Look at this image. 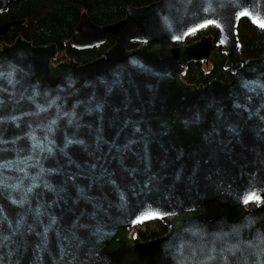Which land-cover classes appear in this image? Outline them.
I'll return each mask as SVG.
<instances>
[{
	"label": "water",
	"instance_id": "95a60500",
	"mask_svg": "<svg viewBox=\"0 0 264 264\" xmlns=\"http://www.w3.org/2000/svg\"><path fill=\"white\" fill-rule=\"evenodd\" d=\"M120 10L80 13L63 46L110 43L84 63L0 42V264H264V53L241 57L237 34L264 30V0ZM206 27L216 42H186ZM218 46L228 81L182 80ZM151 220L163 235H132Z\"/></svg>",
	"mask_w": 264,
	"mask_h": 264
},
{
	"label": "trees",
	"instance_id": "16d2710c",
	"mask_svg": "<svg viewBox=\"0 0 264 264\" xmlns=\"http://www.w3.org/2000/svg\"><path fill=\"white\" fill-rule=\"evenodd\" d=\"M156 0H14L7 10L0 13V24L4 21L21 20L12 25L8 32L0 37V41L11 42L17 35L32 44L53 42L57 47V57L72 58L78 63L87 62L98 57L109 43L89 49L76 50L63 42L71 35L79 15L84 11L95 24H105L122 17L121 6H142ZM199 34L210 35L216 40V30L206 27L190 35L189 39ZM240 42V54L243 58L256 57L264 53V30L252 26L246 20H240L237 27ZM130 46V45H128ZM224 55L218 46L213 50L205 68L201 61L189 62L181 74V78L191 84L205 83L210 79L228 81L231 75L223 68ZM165 233V226L158 220H151L137 225L133 236L141 240L156 238Z\"/></svg>",
	"mask_w": 264,
	"mask_h": 264
},
{
	"label": "flooded vegetation",
	"instance_id": "af4514ba",
	"mask_svg": "<svg viewBox=\"0 0 264 264\" xmlns=\"http://www.w3.org/2000/svg\"><path fill=\"white\" fill-rule=\"evenodd\" d=\"M17 24H18V23H17ZM11 26H12V25H11ZM11 26H10V27H11ZM7 32H8V31H7ZM7 32H6V33H7ZM198 32H199V31H198ZM6 33H5V34H6ZM196 33H197V32H196ZM5 34H4V35H5ZM194 34H195V33H194ZM4 35H3V36H4ZM192 35H193V34H192ZM201 35H204V34H199L197 37H194L193 39H189V36H188V37L186 38V42H190V41H192V40H195V39H197V38H198L199 36H201ZM17 36H18V35H17ZM1 37H2V36H1ZM212 39H213V38H212ZM13 40H14V39H13ZM13 40H12V41H13ZM12 41H11V42H12ZM0 42H1V41H0ZM3 42H4V41H3ZM11 42H9V43H11ZM213 42H216V40H215V41L213 40ZM109 45H110V43H109ZM133 46H135V45H130V46H128V47H133ZM108 47H109V46H108ZM108 47H107V48H108ZM214 50H215V49H214ZM57 53H58V52H57ZM210 54H211V53H210ZM209 56H210V55H209ZM64 58H66V57H64ZM62 59H63V58H62ZM208 59H209V58H208ZM58 60H60V59H58ZM190 62H191V61H190ZM201 62L203 63V66H204V67H208V60H207L206 63H205L204 61H201ZM188 63H189V62H188ZM188 63H187V64H188ZM185 67H186V66H185ZM184 69H185V68H184ZM183 71H184V70H183ZM213 79H215V78H213ZM182 80H183V79H182ZM210 80H211V79H210ZM217 80H218V79H217ZM183 81H184V80H183ZM208 81H209V80H208ZM206 82H207V81H206ZM206 82H205V83H206ZM186 83H187V82H186ZM205 83H200V84H205ZM190 84H191V83H190ZM194 85H195V84H194ZM197 85H199V84H197ZM257 206H259L258 203H249V204H247L245 207H246V208H255V207H257Z\"/></svg>",
	"mask_w": 264,
	"mask_h": 264
},
{
	"label": "snow or ice",
	"instance_id": "6c2138e0",
	"mask_svg": "<svg viewBox=\"0 0 264 264\" xmlns=\"http://www.w3.org/2000/svg\"><path fill=\"white\" fill-rule=\"evenodd\" d=\"M261 26H264V24H262ZM255 198H256L255 196H249L247 199L250 200V199H255ZM245 202H247V200Z\"/></svg>",
	"mask_w": 264,
	"mask_h": 264
},
{
	"label": "rangeland",
	"instance_id": "374dc122",
	"mask_svg": "<svg viewBox=\"0 0 264 264\" xmlns=\"http://www.w3.org/2000/svg\"><path fill=\"white\" fill-rule=\"evenodd\" d=\"M62 58H64V55H63V54H60V55H58L57 60H58V59H62ZM55 61H56V59H55ZM205 68H207V67H205Z\"/></svg>",
	"mask_w": 264,
	"mask_h": 264
}]
</instances>
